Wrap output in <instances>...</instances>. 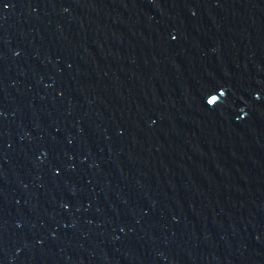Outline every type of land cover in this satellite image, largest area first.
I'll return each mask as SVG.
<instances>
[{"label": "water", "instance_id": "water-1", "mask_svg": "<svg viewBox=\"0 0 264 264\" xmlns=\"http://www.w3.org/2000/svg\"><path fill=\"white\" fill-rule=\"evenodd\" d=\"M0 264H264V0H0Z\"/></svg>", "mask_w": 264, "mask_h": 264}, {"label": "snow or ice", "instance_id": "snow-or-ice-1", "mask_svg": "<svg viewBox=\"0 0 264 264\" xmlns=\"http://www.w3.org/2000/svg\"><path fill=\"white\" fill-rule=\"evenodd\" d=\"M213 99H215V98H213ZM212 101H209V103H211Z\"/></svg>", "mask_w": 264, "mask_h": 264}]
</instances>
